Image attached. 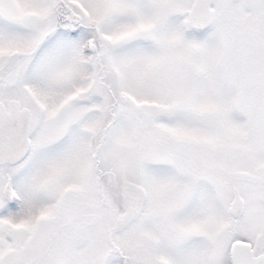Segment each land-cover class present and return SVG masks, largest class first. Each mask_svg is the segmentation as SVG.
<instances>
[{
	"label": "snow or ice",
	"instance_id": "obj_1",
	"mask_svg": "<svg viewBox=\"0 0 264 264\" xmlns=\"http://www.w3.org/2000/svg\"><path fill=\"white\" fill-rule=\"evenodd\" d=\"M0 264H264V0H0Z\"/></svg>",
	"mask_w": 264,
	"mask_h": 264
}]
</instances>
